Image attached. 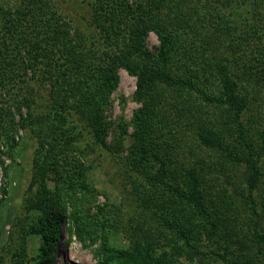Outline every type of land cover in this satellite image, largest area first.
<instances>
[{"label":"trees","instance_id":"obj_1","mask_svg":"<svg viewBox=\"0 0 264 264\" xmlns=\"http://www.w3.org/2000/svg\"><path fill=\"white\" fill-rule=\"evenodd\" d=\"M6 1L0 80L26 85L14 105L38 138L36 264H54L63 238L57 191L80 174L73 148L113 147L105 112L122 68L137 78L140 104L128 165L162 231L127 249L105 231L97 264H174L182 250L201 257L197 264H264V0H81L79 16L65 14L64 0ZM11 107L0 109L7 140ZM166 235L172 253L161 244Z\"/></svg>","mask_w":264,"mask_h":264},{"label":"rangeland","instance_id":"obj_2","mask_svg":"<svg viewBox=\"0 0 264 264\" xmlns=\"http://www.w3.org/2000/svg\"><path fill=\"white\" fill-rule=\"evenodd\" d=\"M15 1L18 0H11ZM6 3V0H0V5ZM62 5L65 14H86V5L81 0H64ZM147 46L152 52L160 46L155 33L149 34ZM119 76V87L112 94L105 112L107 142L112 149L82 144L73 148L76 164L79 161L81 164L80 174L72 177L70 186L61 183L57 191L63 215V238L55 246L54 264H97L95 252L100 248L105 231L115 247L126 249L132 247L135 238L145 243L149 235L160 236L162 231L161 220L152 214L155 206L150 209L145 203L142 193L146 192L145 188L137 192L136 179L128 165L133 143V114L140 107L134 99L137 78L123 68ZM25 79L29 87L36 84L31 70ZM25 87L19 79L8 84L0 80V109L12 106L10 111L15 120L9 131V140L3 136L0 138V264H36L41 245V240L33 232L36 215L30 206L37 193V186L31 188V183L38 138L21 126L14 105ZM22 111L26 117V107ZM216 114L226 117L222 111ZM0 117L5 119L4 115ZM48 185L52 192L56 190L54 181L50 180ZM160 240L172 253V237L166 235ZM213 249V245L203 248L208 259ZM179 253L173 256L174 264H197L194 261L201 258L192 257L185 250Z\"/></svg>","mask_w":264,"mask_h":264}]
</instances>
